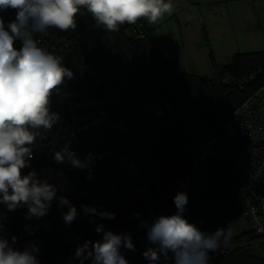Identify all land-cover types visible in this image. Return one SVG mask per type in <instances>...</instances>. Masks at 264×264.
<instances>
[{
  "label": "trees",
  "instance_id": "1",
  "mask_svg": "<svg viewBox=\"0 0 264 264\" xmlns=\"http://www.w3.org/2000/svg\"><path fill=\"white\" fill-rule=\"evenodd\" d=\"M139 24L144 36H139ZM63 32L68 38V46L58 48L56 55L71 69L81 55L90 64L91 71L82 75L74 73L73 78L66 79L50 98L51 110L61 114L66 112L72 100L102 97L108 117L117 127L102 125L100 136L114 149L126 153L134 151L128 133L143 137L150 145L144 151L149 170L155 172V182L147 168V190L133 193L112 157L91 159L90 168L76 167L68 172L53 161L35 156L26 172L35 169L50 183H55L58 192L61 188H72L66 196L79 215L70 226L66 225L59 209L67 211V206L61 208L58 199H54L46 216L57 228L45 230L26 215V207L5 210L0 221L2 234L8 239L16 236L38 242L41 264H53L57 253L63 264H74L78 244L97 240L96 225L103 223L115 231L131 230L135 249L122 248V252L129 264H148L143 252L151 245L142 221L151 223L159 215L175 213L176 189L183 191L184 188L188 194L184 215L201 230L214 231L218 227L236 225L240 213L232 212L220 218L204 207L207 201L234 198L229 188L232 161L223 157L219 149L201 161L195 162V158L198 146L206 136L219 133L215 125H222L264 82V49L236 52L225 64H218L209 54L215 73L206 76L186 72L175 59L165 56L139 19L135 24L126 23L119 31L112 32L96 25L85 11L77 14L75 30ZM87 43L93 45L90 53L85 52ZM148 99L157 105L168 102V114L158 117L145 111L144 104ZM178 106L181 111L174 117L172 112ZM215 148H221L220 144ZM72 149L79 156L100 147L94 144L91 136L81 132L73 136ZM58 170L68 174L69 180L64 183L57 180ZM85 204L114 211L116 215L113 219H101L96 214H85L81 207ZM62 231L74 233L78 240L67 241ZM225 248L226 252L210 264H264V240L250 230L233 234Z\"/></svg>",
  "mask_w": 264,
  "mask_h": 264
},
{
  "label": "clouds",
  "instance_id": "2",
  "mask_svg": "<svg viewBox=\"0 0 264 264\" xmlns=\"http://www.w3.org/2000/svg\"><path fill=\"white\" fill-rule=\"evenodd\" d=\"M15 10V18L5 21L3 13ZM87 12L96 25L117 32L124 24H135L143 18L155 25L175 11L173 0H0V206L9 211L26 207V215L44 217L54 199L67 211L62 219L71 225L79 215L71 200L60 195L58 187L30 168L35 141L53 128L61 117L51 110V96L74 72L62 58L41 46L38 35L52 28L61 31L77 28V14ZM20 46H14L15 42ZM57 163L90 168L91 154L83 160L66 142L54 150ZM177 211L159 215L151 223L142 221L150 242L143 256L148 264H209V254L226 245L234 232L231 226L208 232L201 230L184 215L188 194L179 191L174 196ZM85 214L101 219H113L116 213L99 210L95 205H81ZM139 216V213H137ZM94 222V221H92ZM102 237L78 244L74 264H129L122 248L135 249L130 233H117L103 223L96 225ZM0 234V264H41L39 246L30 242L15 247ZM163 258V261H162Z\"/></svg>",
  "mask_w": 264,
  "mask_h": 264
},
{
  "label": "built area",
  "instance_id": "3",
  "mask_svg": "<svg viewBox=\"0 0 264 264\" xmlns=\"http://www.w3.org/2000/svg\"><path fill=\"white\" fill-rule=\"evenodd\" d=\"M3 16L6 22L12 20L15 18V10L9 9L3 13ZM91 19L95 21L94 18L91 17ZM139 25V36H144L145 32L142 25ZM37 39L42 47L55 54L58 48L68 46L67 36L63 31L56 28L50 29L46 34L38 35ZM14 46L19 47V42H15ZM92 49L93 45L91 43L85 44V52L90 53ZM72 70L74 73L81 75L87 74L90 73L91 66L79 55ZM57 92L55 91L53 94ZM144 109L155 116L164 117L170 110V104L165 102L157 105L151 99H148L144 104ZM59 115L61 117L60 121L44 133L43 139L38 138L35 141L33 158L42 156L48 161L56 163L64 171H73L76 167L67 162L57 163L54 160V150H58L66 142H70L72 147L73 136L83 132L91 136L94 144L100 147V149L90 152L91 159L112 157L118 171L133 193H144L147 190L146 181L148 176L145 174V169L148 168L149 170V161L144 150L149 148L150 145L143 137L137 136L135 133L127 134L131 147L134 149L133 153L116 150L109 142L105 141L99 134L100 127L102 125L117 127V125L111 123L102 97L90 96L72 100L69 102L66 112ZM215 126L218 128L219 133L206 136L204 142L198 146L195 162L196 160H203L215 149H219L223 157L233 163V175L229 188L234 193V198L223 197L214 201H207L204 203V207L208 211L212 210L220 218H224L232 212L240 213L236 224L237 227H240L238 232L250 230L264 240V82L233 110L222 125ZM121 128L126 131L124 126H121ZM217 144H220L221 148H215ZM88 154H81L79 158L83 160ZM149 174L155 182V172L149 170ZM188 181L189 179L186 183ZM176 190L181 191L180 189ZM71 191L72 188H61L57 193V198L60 195L66 196ZM183 191H185V188ZM147 201L148 199L145 198L146 203ZM162 204L163 202L160 201L161 206ZM59 212L62 214L60 209ZM107 229L117 233H130L133 238L129 229L118 231H115L112 227H107ZM203 231L211 232L207 229ZM2 233L0 231V234ZM101 237L102 233H98L97 239ZM30 242H35L40 249L38 242L23 237H18L14 246L23 248ZM225 252V245L215 252H211L209 254V264ZM39 257L40 251L38 253ZM53 264H63L59 253L55 255Z\"/></svg>",
  "mask_w": 264,
  "mask_h": 264
},
{
  "label": "rangeland",
  "instance_id": "4",
  "mask_svg": "<svg viewBox=\"0 0 264 264\" xmlns=\"http://www.w3.org/2000/svg\"><path fill=\"white\" fill-rule=\"evenodd\" d=\"M173 3L175 11L166 15L155 31L162 35L166 47L170 46L168 39L177 41L170 48L184 71L214 75L215 69L207 62L208 51H212L217 63L225 64L236 52L264 49V0H173ZM201 28L207 31L208 45L200 41ZM56 178L64 183L69 175L58 170ZM19 208L24 207L16 209ZM5 210L8 209L4 206L0 208V221ZM31 218L45 230L57 228L46 215ZM232 229L235 234L240 227L234 225ZM63 233L67 241L78 240L74 233Z\"/></svg>",
  "mask_w": 264,
  "mask_h": 264
},
{
  "label": "crops",
  "instance_id": "5",
  "mask_svg": "<svg viewBox=\"0 0 264 264\" xmlns=\"http://www.w3.org/2000/svg\"><path fill=\"white\" fill-rule=\"evenodd\" d=\"M139 20L143 24V26L147 29V31L152 35V37L155 39L158 47L165 54V56H167L168 58L175 59L180 64L178 57L174 54L173 49L170 48L171 47V44L174 43V45H175V44H177V41L174 40V39H172V38L168 39V43L170 44V46L166 47L164 45V41L162 39V35L160 33H156V31H155V29L158 28L161 25L162 20L160 22H158L157 24H155V25H152V24L147 23L143 18H140ZM199 36H200V41L201 42H204L206 45L209 44V37H208L207 31L204 28H201V33L199 34ZM209 54H212L213 55L212 51H208V53H207V62L211 66V63L209 61ZM213 57H214V55H213ZM214 59H215V57H214ZM180 66H181V64H180Z\"/></svg>",
  "mask_w": 264,
  "mask_h": 264
},
{
  "label": "water",
  "instance_id": "6",
  "mask_svg": "<svg viewBox=\"0 0 264 264\" xmlns=\"http://www.w3.org/2000/svg\"><path fill=\"white\" fill-rule=\"evenodd\" d=\"M180 111H181V106H178L173 110L172 116L176 117Z\"/></svg>",
  "mask_w": 264,
  "mask_h": 264
}]
</instances>
